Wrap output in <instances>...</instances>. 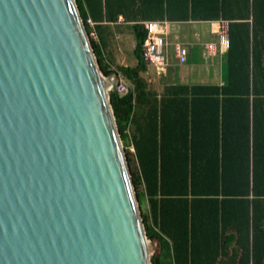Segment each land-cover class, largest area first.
I'll use <instances>...</instances> for the list:
<instances>
[{
  "label": "water",
  "instance_id": "95a60500",
  "mask_svg": "<svg viewBox=\"0 0 264 264\" xmlns=\"http://www.w3.org/2000/svg\"><path fill=\"white\" fill-rule=\"evenodd\" d=\"M118 83L75 0H0V264H151Z\"/></svg>",
  "mask_w": 264,
  "mask_h": 264
},
{
  "label": "trees",
  "instance_id": "16d2710c",
  "mask_svg": "<svg viewBox=\"0 0 264 264\" xmlns=\"http://www.w3.org/2000/svg\"><path fill=\"white\" fill-rule=\"evenodd\" d=\"M75 2L88 34V17L134 23L137 64L114 67L128 86L109 99L123 147L128 138L134 147L131 180L146 198V234L160 242L151 264H264V47L260 57L249 51V0ZM162 19L228 22L223 86L148 88L144 23ZM90 43L109 76L111 63Z\"/></svg>",
  "mask_w": 264,
  "mask_h": 264
},
{
  "label": "crops",
  "instance_id": "0c3cea01",
  "mask_svg": "<svg viewBox=\"0 0 264 264\" xmlns=\"http://www.w3.org/2000/svg\"><path fill=\"white\" fill-rule=\"evenodd\" d=\"M249 3L248 17L244 21L248 24L250 35L248 47L251 55L260 57L262 55V48L264 47V0H256V3H254L253 0H249ZM87 19L93 22V26H89L90 33H93L91 37L100 45V52L105 63H111L112 72H117L114 68L116 65L135 66L137 64L129 65L127 63L124 49V46L130 41L129 35H133L135 38L133 31H131V26L134 25L133 22H126L121 16L115 21H108V19H104L103 17H96L93 20L88 17ZM168 22L170 23L167 36L169 65L160 76L172 83L165 85L163 88L157 84V88H151L150 86V89L160 91L158 94L161 95L165 87L172 85L223 86L227 72V52H220L219 50L218 37L214 27L215 21ZM208 24L212 25L211 34L205 31ZM241 31H243V29H241L240 32ZM210 44L213 45L212 49L210 48ZM175 45H181L187 49L186 61L181 62L179 56L176 55ZM135 46L136 38L133 45L134 49ZM147 69L146 67V73H148ZM155 73L158 75L156 70ZM118 76L119 80L128 86L120 77L119 73ZM146 79L152 83L155 81V78H151L150 76H147ZM127 148L134 150L133 144H131V138H128Z\"/></svg>",
  "mask_w": 264,
  "mask_h": 264
},
{
  "label": "built area",
  "instance_id": "2783aa9c",
  "mask_svg": "<svg viewBox=\"0 0 264 264\" xmlns=\"http://www.w3.org/2000/svg\"><path fill=\"white\" fill-rule=\"evenodd\" d=\"M86 23L90 27L93 26V22L90 19H87ZM169 24L166 20L147 21L144 23L146 38L143 44V53L146 67L149 68L152 66L158 73L164 72L169 65V55L167 53ZM214 27L218 37L219 50L220 52H225L229 47L228 22L221 20L215 21ZM91 34L93 35V33H90L89 36ZM174 48L181 62L186 61L187 49L181 45H175ZM210 48H213L212 44H210ZM116 92L119 94L127 92V86L120 80Z\"/></svg>",
  "mask_w": 264,
  "mask_h": 264
},
{
  "label": "rangeland",
  "instance_id": "374dc122",
  "mask_svg": "<svg viewBox=\"0 0 264 264\" xmlns=\"http://www.w3.org/2000/svg\"><path fill=\"white\" fill-rule=\"evenodd\" d=\"M211 29H212V25L211 24H208L206 26V32L211 34ZM129 43L126 44L124 46V49H125V58L127 60V63L129 65H134L137 63V58L133 52V45L135 43V38L133 37V35H129ZM189 63V62H187ZM173 69V68H172ZM148 73L146 72H143V77H145V79L147 78V76H150L151 78H155V81H153L154 83H152L151 81H146L148 82V88H157V84H159V86H161V88H163L165 85H168L169 83H172V82H169L167 81L166 78H162L161 73H158V75H156L155 73V69L154 67H149L147 69ZM154 86V87H153ZM159 90V89H158ZM157 93H159L160 91H156ZM123 151H124V154H125V151L129 152L130 155H129V158L127 159L126 158V161H127V164L129 166V171H130V174L133 173V172H137L138 171V165H137V162H136V158L134 156V150H131V148H124L123 147ZM136 195H137V198L139 200V205H140V209H141V213H142V217H143V221L145 223V219L144 218H148L149 219V216H148V207H147V203H146V198L144 197V192H143V188L140 187L138 190H136ZM150 223V220L148 221ZM151 244L153 245L152 246V255L151 257L156 253V256L159 255L160 253V250L157 251V244L154 240H151Z\"/></svg>",
  "mask_w": 264,
  "mask_h": 264
},
{
  "label": "bare ground",
  "instance_id": "6f19581e",
  "mask_svg": "<svg viewBox=\"0 0 264 264\" xmlns=\"http://www.w3.org/2000/svg\"><path fill=\"white\" fill-rule=\"evenodd\" d=\"M148 242H149V253L151 255V253H152V246L153 245L151 244L152 242L150 240Z\"/></svg>",
  "mask_w": 264,
  "mask_h": 264
}]
</instances>
